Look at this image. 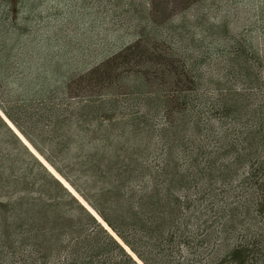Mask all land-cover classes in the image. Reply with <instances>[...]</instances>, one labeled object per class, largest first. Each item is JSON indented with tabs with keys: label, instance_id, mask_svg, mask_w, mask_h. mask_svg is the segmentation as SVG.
<instances>
[{
	"label": "trees",
	"instance_id": "16d2710c",
	"mask_svg": "<svg viewBox=\"0 0 264 264\" xmlns=\"http://www.w3.org/2000/svg\"><path fill=\"white\" fill-rule=\"evenodd\" d=\"M93 1L9 0L0 110L142 264H264V0ZM0 128L51 194L0 195V264H139Z\"/></svg>",
	"mask_w": 264,
	"mask_h": 264
},
{
	"label": "rangeland",
	"instance_id": "374dc122",
	"mask_svg": "<svg viewBox=\"0 0 264 264\" xmlns=\"http://www.w3.org/2000/svg\"><path fill=\"white\" fill-rule=\"evenodd\" d=\"M34 1L36 3V11L38 13H43V12H40L39 10L41 9V7H44L45 5L47 6V3L49 2V0H46V1L44 0L45 2H43V0H39L38 2H37V0H31V3L34 4ZM90 1L94 2L93 0H90ZM10 2H12V0H10ZM10 2H9V0H0V11L7 8ZM81 3L83 4V3H87V2L81 1ZM169 3H170V1H169ZM52 5L57 6L56 3H54ZM172 5L173 4L171 3L170 6H172ZM101 6L102 5H100L99 8H97V5L94 7V11L98 10L100 17H101V14H104V11H105L101 8ZM20 7H22V6H20ZM3 15H0V17ZM93 15H94V13H93ZM102 20H104V19L102 18ZM7 24H9V27H12V28L14 27V26H12V24H10L8 22H7ZM81 25H83V24H81ZM98 27L99 26H95L94 28H92V30H90L88 27H85L83 29L82 26H80L78 31L75 30L76 32H75V36H74V41H79V40L81 41L82 39L84 40L85 37H86V40H89L92 36H95V38L97 36H99V39H102L103 35H104V38H106V36L104 34V29L106 27H110L109 23H107L102 28L98 29ZM12 28H10V30L14 29V28L13 29ZM2 35L4 37L0 41V49H2V46H3L2 44H4L6 42V40H4V39L7 38L4 35V33H2ZM24 39L25 38L23 37L21 42L18 39L16 45H18V46L22 45L23 46L24 45L23 44ZM94 47H95V45H94ZM14 53H15V50H13L12 55ZM0 55H1V52H0ZM0 59H1V57H0ZM22 69H24V68L19 67L18 70H22ZM6 74L8 75V73H6ZM10 77H11V79L14 78L12 74H10ZM5 85H11V84L6 83ZM24 147L26 148V150L28 152L32 153V155H33V151L29 150L26 145H24ZM32 148L34 149L33 146H32ZM33 156H34V158L38 159L37 157H35V155H33ZM25 158L27 160L24 162ZM38 161L41 162L39 159H38ZM41 163L43 164V162H41ZM26 166H27V168H26ZM25 168H26V170H24ZM45 170L47 171L46 168H45ZM10 175H14V176L18 175L17 177H19V178H16V179H14V182L6 183L5 186H3L4 185L3 182H5L7 180L6 178ZM25 176H28V180H27V184L24 185L22 183V181L26 180ZM18 179H20V180H18ZM39 179L40 178H39L38 173H37V168L35 167L33 162H31L30 159L28 157H26L25 152L22 151L19 144L15 141L12 142L9 135L6 134V132L0 128V180H2V185L0 182V195H2V197H4V198L7 197L6 200H3V202L10 201V203L12 204L13 202L17 201L19 196H26L27 197L26 199H30V198L34 197L39 202L40 201L41 202H49L50 199H48V198L51 197V194L45 193V190L48 188V179L44 178L42 181ZM77 182H80L79 183L80 186L82 188H84L85 191L90 190L88 184H86V182L84 180H80ZM38 184H40V185L38 186ZM23 188H26V189H23ZM16 189H18V190H16ZM14 190H16V191H14ZM9 198H11V199H9ZM84 203H86V202H84ZM104 226H106L105 223H104Z\"/></svg>",
	"mask_w": 264,
	"mask_h": 264
},
{
	"label": "bare ground",
	"instance_id": "6f19581e",
	"mask_svg": "<svg viewBox=\"0 0 264 264\" xmlns=\"http://www.w3.org/2000/svg\"><path fill=\"white\" fill-rule=\"evenodd\" d=\"M0 115H1V117L3 116V118L8 122V124H9V126L11 127L12 131H15V133H16V134L20 137V139L25 143V145L29 148V150L33 151L34 155L37 156L41 162H43V164L45 165V168L47 169V171L50 172V173H52L53 175H55V176L58 178V180H60L61 182H63V184L66 186V188H67L69 191H71V192L76 196L78 202H79V203H82L83 206L87 209V211H88L89 213H91V215L94 216V217L96 218V220H97L100 224H104V222L100 219V217L98 216V214L95 213L94 210L91 209L89 205H87V203H84L85 201L82 199V197H80V196L78 195V193L75 192L71 186H69V184H68V183H67V182H66V181L60 176V174L58 175V173L54 171V169L51 167V165H50L48 162H46V161L44 160V158L38 153V151H35V150L32 148V146H31V144L29 143V141H27L26 139H24V137H23L22 134L16 129V127H15L14 125H12V123H11L9 120L6 119L4 113H3L1 110H0ZM108 229H109V228H108ZM108 231H109V233L114 237V239H116L120 244H122V246L124 247L125 251H127V253H128L129 255H131V257L136 261V263H138L139 259L136 257V255L133 254V253L131 252V250H130L127 246H125V245L120 241V239L117 237L116 234H114L110 229H109ZM139 264H142V263L139 262Z\"/></svg>",
	"mask_w": 264,
	"mask_h": 264
}]
</instances>
